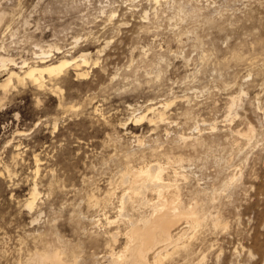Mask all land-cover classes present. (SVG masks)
Segmentation results:
<instances>
[{
  "label": "rangeland",
  "instance_id": "1",
  "mask_svg": "<svg viewBox=\"0 0 264 264\" xmlns=\"http://www.w3.org/2000/svg\"><path fill=\"white\" fill-rule=\"evenodd\" d=\"M1 11L0 54L31 64L56 45L86 72L0 87V264L45 251L116 264L152 210L120 208L122 176L146 164L204 217L197 230L181 221L182 248L148 262L264 264V0H0ZM151 105L163 121L135 122Z\"/></svg>",
  "mask_w": 264,
  "mask_h": 264
},
{
  "label": "bare ground",
  "instance_id": "2",
  "mask_svg": "<svg viewBox=\"0 0 264 264\" xmlns=\"http://www.w3.org/2000/svg\"><path fill=\"white\" fill-rule=\"evenodd\" d=\"M158 1V0H156ZM160 1V0H159ZM5 13L0 12V23L2 22L4 18ZM144 17V16H143ZM145 18V17H144ZM111 20V19H110ZM28 21V20H27ZM123 23V22H122ZM128 23V22H127ZM125 25V24H124ZM178 38V37H177ZM76 43V42H75ZM2 45V44H1ZM51 45V44H50ZM49 49H43L39 47V53H35L36 56L38 57V61H35L34 63H29L27 59H24L21 61L20 65H17V61L10 57L9 55H2L0 54V69L6 70V77L3 79L1 82L0 80V87L3 88V90H6L8 86L12 83L13 80H15L18 83H24L25 80H29L33 85H36L38 87H43L46 82L45 80L48 78L52 80V78L58 76L61 72L63 73L67 67H70L72 64H75L77 61L73 59H67V55L65 54H60L63 53L61 52L60 48L55 45V47L50 46ZM4 48V46L2 47ZM52 49H55L54 51L58 54H60V58H56L54 60L51 56V51ZM6 50V48H5ZM4 50V51H5ZM53 51V52H54ZM3 52V51H2ZM55 53V54H56ZM66 53V52H65ZM145 53V52H144ZM9 54V53H8ZM71 56V55H70ZM87 55H80L79 57L81 58V62L84 64L87 63ZM67 57V58H66ZM78 57V56H77ZM76 57V58H77ZM75 58V59H76ZM29 59V58H28ZM80 60V59H78ZM80 63V62H78ZM92 63V62H91ZM251 63V62H250ZM9 65L14 66L18 70H14L10 67ZM76 65V76L82 77L85 75V72H82L80 64H75ZM82 65V64H81ZM253 65V64H252ZM83 67V66H82ZM74 69V68H73ZM261 71V70H260ZM87 75V74H86ZM114 77V76H113ZM47 79V80H48ZM55 79V78H54ZM53 79V80H54ZM15 83V82H14ZM26 83V82H25ZM24 83V84H25ZM45 83V84H44ZM13 84V83H12ZM16 84V83H15ZM10 89V88H9ZM8 89V90H9ZM53 91V90H52ZM244 94V93H243ZM238 95V94H237ZM236 97V96H235ZM232 96L231 98V106H229V109L235 104L236 98ZM238 99V98H237ZM166 100V99H165ZM171 100V99H170ZM188 100V99H187ZM238 101V100H237ZM152 102V101H151ZM241 102V101H240ZM162 103V102H161ZM167 103V102H165ZM169 103V102H168ZM173 104V103H172ZM162 105V104H161ZM160 105V106H161ZM151 105L147 110L140 113V114H133L134 120L136 121H143L144 119H149V121L153 122V118L156 117L160 120L163 121V115L164 111H161V107ZM165 107L168 106V104H164ZM163 106V107H164ZM170 106V105H169ZM239 107V106H238ZM160 108V109H159ZM234 108V107H233ZM232 108V109H233ZM237 109V108H236ZM165 110V109H163ZM260 110V108H259ZM152 113V115H151ZM149 114L151 116H149ZM132 116V115H131ZM166 116V115H165ZM132 118V117H130ZM234 118V117H233ZM156 119V120H157ZM133 120V118L131 119ZM138 122V123H140ZM157 122V121H155ZM232 122V120H231ZM263 122V121H262ZM153 124V123H152ZM250 128V127H249ZM212 129V128H211ZM198 131V129L196 130ZM252 128L248 129V132H251ZM202 132V130H201ZM200 132V133H201ZM248 132L242 134L247 136ZM240 135V134H239ZM184 138V137H183ZM187 138V137H186ZM185 139V138H184ZM192 139V138H191ZM199 139V137H198ZM202 139V138H201ZM181 140V139H180ZM187 140V139H186ZM200 140V139H199ZM182 141V140H181ZM179 142V141H178ZM195 142V141H194ZM201 142V141H200ZM199 142V143H200ZM180 145V144H179ZM198 145V144H197ZM196 147V146H195ZM171 150V149H170ZM167 152V151H166ZM152 154V153H151ZM151 156V155H150ZM145 157V156H144ZM177 158V157H176ZM182 158V156H181ZM177 158V161L180 163V161L183 159ZM158 159V158H157ZM168 159V158H167ZM166 159V160H167ZM175 161V158H173ZM172 159V160H173ZM39 160V159H38ZM37 162V161H36ZM39 162V161H38ZM37 162V163H38ZM176 162V161H175ZM141 163V162H140ZM150 163V162H149ZM153 164V163H151ZM155 164V163H154ZM170 164V163H169ZM166 165V164H165ZM171 165V164H170ZM38 166V165H37ZM123 169V168H122ZM181 170V169H180ZM124 171V170H123ZM122 171V172H123ZM121 172V173H122ZM164 172V167H162L160 164L157 165H150L146 164L145 166H142L138 169H132V168H127L125 172L123 173L122 176V183L124 181H127L128 184L126 188L121 190L122 194L119 196V202H120V208L125 209L127 206L126 205H143V208L148 206L152 208L149 214L141 217L142 221L140 224H132L130 225V229L124 234L126 235V245L123 248L121 252H115L113 250L112 255L115 256L114 262L116 264H150L152 262H148L149 256H152V261H158L160 258H162L161 255H163V249H165L168 245L174 246L176 249L177 248H182L180 247L182 244H184V235L185 229L179 228L180 222L184 221L189 225V229H193L197 226L201 225V222L204 221L201 219L204 218L198 214L199 212L196 210L200 211V207L196 208L195 207H190L188 209L182 208L180 206V203L178 202L180 199L178 198L177 192H179L175 187L173 188L171 182L166 181V179L163 176ZM179 172V171H178ZM165 174V173H164ZM184 174V173H183ZM184 176V175H183ZM170 178V177H169ZM56 180V179H55ZM174 180V179H173ZM176 180V179H175ZM174 180V181H175ZM230 180V179H229ZM234 180V179H233ZM231 180V184L233 183ZM227 182V181H226ZM177 183V182H176ZM230 185V187L233 185ZM125 184V183H124ZM125 184V185H126ZM226 184V183H225ZM123 185V184H122ZM176 185V184H175ZM178 185V184H177ZM179 186V185H178ZM33 187V186H32ZM222 187V186H221ZM225 187V186H224ZM228 187V185H227ZM233 187V186H232ZM59 188V187H58ZM229 188V187H228ZM32 192L30 194L29 201L27 203V206L32 210L34 202L36 201V195L37 191L35 188H32ZM116 190V189H115ZM148 190H152L156 196L153 198H148V196L144 197L143 194L146 193ZM214 190V189H213ZM224 190V189H223ZM111 191V190H110ZM208 191V190H207ZM109 193V192H108ZM106 194V193H105ZM115 195V194H114ZM145 195V194H144ZM206 195V194H205ZM214 195V194H213ZM218 195V194H217ZM90 196V195H89ZM93 196V195H92ZM108 196V195H107ZM110 196V195H109ZM211 196V195H210ZM112 197V195H111ZM214 197V196H213ZM179 199V200H178ZM91 200V199H90ZM95 201V200H94ZM100 203V202H99ZM106 204V203H105ZM148 204V205H147ZM182 204V202H181ZM95 205V204H94ZM146 205V206H144ZM137 206V205H136ZM184 206V205H183ZM138 207V206H137ZM136 207V208H137ZM142 207V206H141ZM135 208V209H136ZM206 209V208H205ZM128 210V209H127ZM134 210V209H132ZM122 212V210H121ZM144 212V211H143ZM198 212V213H197ZM148 213V212H147ZM201 213V212H200ZM204 215V213H203ZM202 215V216H203ZM134 216V215H133ZM210 215L208 214V217ZM212 217V216H210ZM129 218V217H128ZM207 218V217H206ZM215 218V217H214ZM218 219V217H217ZM98 220V219H97ZM101 220V219H99ZM133 220V219H132ZM207 220V219H206ZM205 220V221H206ZM214 220V219H213ZM108 221V218H107ZM111 221V220H110ZM134 221V220H133ZM216 222V220H215ZM221 222V221H220ZM219 222V223H220ZM101 223V222H100ZM110 223V222H109ZM204 223V222H203ZM214 223V222H213ZM217 223V222H216ZM219 223H217L219 225ZM203 225V224H202ZM206 225V224H205ZM221 226V225H220ZM181 227V226H180ZM187 227V226H186ZM202 227V226H201ZM200 227V228H201ZM204 227V226H203ZM214 227V226H213ZM224 227V226H223ZM210 228V227H209ZM219 228V227H218ZM198 229V228H197ZM195 228V230H197ZM215 229V228H214ZM213 229V232H214ZM201 230V229H200ZM207 230V229H206ZM227 230V228H226ZM118 231V230H116ZM202 231V230H201ZM224 231V230H223ZM111 232V231H110ZM115 232V231H114ZM112 233V232H111ZM109 234V233H108ZM117 235V234H116ZM115 235V236H116ZM208 235V234H207ZM202 236V235H201ZM217 237V236H216ZM112 239V238H111ZM200 239V238H199ZM116 240V237H115ZM190 240V239H189ZM188 240V241H189ZM198 240V239H197ZM204 240V239H203ZM112 241V240H111ZM202 243V242H201ZM197 244V243H196ZM212 244V243H211ZM201 245V244H200ZM183 246V245H182ZM186 246V244H185ZM169 247V246H168ZM199 247V246H198ZM212 247V246H211ZM172 248V247H171ZM170 248V249H171ZM187 248V247H186ZM185 248V250H186ZM213 248V247H212ZM211 248V249H212ZM188 249V248H187ZM46 250V249H45ZM48 250V249H47ZM169 250V249H167ZM165 251V250H164ZM174 251V250H173ZM190 251V250H189ZM189 251H187L189 253ZM39 252V251H38ZM179 252V251H177ZM63 253V252H62ZM69 253V252H67ZM194 253V252H193ZM208 253V252H207ZM6 254V253H5ZM36 254V253H35ZM64 254V253H63ZM172 254V253H171ZM200 254V253H199ZM175 255V254H174ZM204 255V254H203ZM237 255V254H236ZM168 256V255H166ZM187 256V255H185ZM70 257V256H69ZM68 257V258H69ZM200 257V256H199ZM35 262L38 264H73L71 261L65 260L63 255L57 251V252H40L37 253L35 256ZM170 258V257H169ZM186 258V257H185ZM191 258V257H190ZM67 259V258H66ZM166 259V258H165ZM187 259V258H186ZM73 260V259H72ZM181 260V259H180ZM165 260H161L160 263ZM178 261V260H177ZM200 261V260H199ZM77 262V261H76ZM192 262V261H191ZM154 263V262H153ZM152 263V264H153ZM182 263V262H181ZM184 263V262H183ZM189 264V263H188Z\"/></svg>",
  "mask_w": 264,
  "mask_h": 264
}]
</instances>
